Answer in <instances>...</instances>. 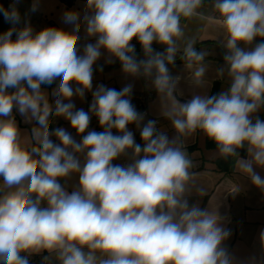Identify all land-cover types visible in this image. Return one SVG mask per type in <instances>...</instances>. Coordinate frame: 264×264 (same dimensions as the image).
I'll list each match as a JSON object with an SVG mask.
<instances>
[{"label":"clouds","instance_id":"clouds-1","mask_svg":"<svg viewBox=\"0 0 264 264\" xmlns=\"http://www.w3.org/2000/svg\"><path fill=\"white\" fill-rule=\"evenodd\" d=\"M19 2L0 5L11 25L0 33V264H264V229L259 256L230 250V219L220 198L200 206L206 191L186 150L202 133L264 194V0H85L82 10L62 12L70 30L39 31L29 13L40 0L23 17ZM206 3L223 29L216 74L228 86L182 101L184 78L171 70L178 56L194 89L205 85L208 56L185 40L182 20L205 19ZM101 58L155 91L170 130L136 109L132 83L94 86ZM93 117L102 131L90 128ZM57 119L67 127H53Z\"/></svg>","mask_w":264,"mask_h":264},{"label":"crops","instance_id":"crops-1","mask_svg":"<svg viewBox=\"0 0 264 264\" xmlns=\"http://www.w3.org/2000/svg\"><path fill=\"white\" fill-rule=\"evenodd\" d=\"M85 0H40V8L35 13H29V19L33 28L37 31L44 27H63L66 30H70L71 26L64 25L61 20L62 12L66 9L82 10ZM32 0H20L18 4L19 11L23 17L25 13L29 12ZM0 5L4 8L6 6V0H0ZM205 15V19L193 17L191 19L182 20V26L185 31V40L194 39L196 41L195 47L197 50H203L208 53L205 64L207 65V72L205 77V85L203 88L194 89L188 82V70L184 68L183 61L179 59L176 61V66L172 68L173 75L180 74L182 79L178 91L184 93L180 97L182 101L190 98V94L193 91H199L203 93H209L214 95L228 86L227 78H218L216 69L219 64L223 63L222 49L217 45V41L223 37V29L208 17L213 16L214 13L211 10L209 4L206 3L202 8ZM11 25L5 21L3 14L0 13V33L7 31ZM83 35V29L81 30ZM136 46V52L139 58H143V53L140 44L134 39L132 41ZM153 47L157 51H163V47L158 44H153ZM98 65L103 66V71L97 70L94 75V86L96 84L103 83L108 87L120 90L125 84L132 83L133 96L132 103L138 109L139 100L143 94H148L149 99L146 102V108L148 112L160 120L161 127L165 130H170V126L167 121H164L159 116V101L154 90L146 86V82L143 79L126 78L120 69L119 62L113 64H106L104 59L101 58L97 62ZM52 85L47 88L50 92ZM91 94H86L85 110H87V104L91 102ZM77 105H80L79 99L76 101ZM264 116V113L261 114ZM19 127L22 130L30 131L31 125L25 124L23 118L16 115ZM264 119V118H262ZM53 127H67L66 123L62 119H57L52 125ZM98 121L95 117L92 118L90 128L96 130L98 128ZM135 132L137 142L140 141L139 132L135 130L134 126H131ZM75 136V131L71 130ZM102 131V130H101ZM79 140V137H76ZM186 150L194 162V168L192 171L196 174L195 179L197 183L202 186L206 191V200L203 207H206L208 202L211 205H215L220 198L221 207L220 212L222 215L229 217L230 222L227 224L232 230V236L227 241V245L239 258L244 259L253 254L259 256L260 244H259V231L264 229V194L251 185L249 181H246L244 177L237 174L234 170V162L230 158L229 170L224 171L217 167V160L220 158L216 151L215 145L207 144V137L202 133H196L186 141ZM241 156H246V152L241 150ZM113 163H120L118 160ZM262 176H264V170L257 169ZM78 183V177L73 176L67 181V187L69 191H72L73 187ZM232 186H238L241 193L235 197L224 193L228 191ZM196 197H193L195 200ZM203 198L200 199V205ZM32 264H39V257H36Z\"/></svg>","mask_w":264,"mask_h":264},{"label":"built area","instance_id":"built-area-1","mask_svg":"<svg viewBox=\"0 0 264 264\" xmlns=\"http://www.w3.org/2000/svg\"><path fill=\"white\" fill-rule=\"evenodd\" d=\"M13 3V0H6V6L5 8H8L9 5H11ZM149 99V95L148 94H143L139 100V106H138V111L140 112H143V113H146V119H157L155 116H152L147 108H146V102L147 100ZM102 129L98 126V128L96 129V131H101ZM120 163H125V160L124 159H120L118 160Z\"/></svg>","mask_w":264,"mask_h":264},{"label":"trees","instance_id":"trees-1","mask_svg":"<svg viewBox=\"0 0 264 264\" xmlns=\"http://www.w3.org/2000/svg\"><path fill=\"white\" fill-rule=\"evenodd\" d=\"M67 1H69V0H67ZM262 118H264V116H262L261 115V119ZM207 144L208 145H212V144H214L211 140H209L208 138H207ZM229 161H230V159H223V158H219L218 160H217V162H216V164H217V167L219 168V169H221V170H224V171H228L229 170ZM205 200H206V196L205 197H203V200H202V203H201V207L203 208V205H204V203H205Z\"/></svg>","mask_w":264,"mask_h":264}]
</instances>
